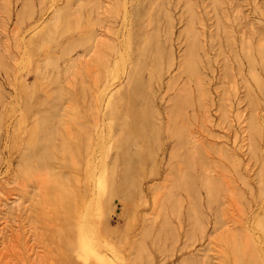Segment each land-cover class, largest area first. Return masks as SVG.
I'll list each match as a JSON object with an SVG mask.
<instances>
[{
    "label": "rangeland",
    "instance_id": "374dc122",
    "mask_svg": "<svg viewBox=\"0 0 264 264\" xmlns=\"http://www.w3.org/2000/svg\"><path fill=\"white\" fill-rule=\"evenodd\" d=\"M0 264H264V0H0Z\"/></svg>",
    "mask_w": 264,
    "mask_h": 264
},
{
    "label": "bare ground",
    "instance_id": "6f19581e",
    "mask_svg": "<svg viewBox=\"0 0 264 264\" xmlns=\"http://www.w3.org/2000/svg\"><path fill=\"white\" fill-rule=\"evenodd\" d=\"M140 128H142V127H140ZM82 224H83L82 228H83V232H84V234H83L84 241L86 243H89L90 245H94L95 241L100 240V236L98 234L99 232H98V229H97L95 222L92 219H90L88 216L84 215L83 220H82ZM95 245H99V244H95Z\"/></svg>",
    "mask_w": 264,
    "mask_h": 264
}]
</instances>
